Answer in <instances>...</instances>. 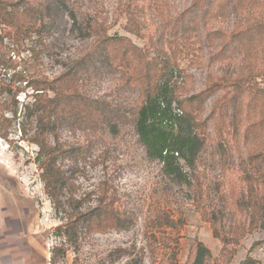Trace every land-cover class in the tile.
Here are the masks:
<instances>
[{"label":"rangeland","instance_id":"obj_1","mask_svg":"<svg viewBox=\"0 0 264 264\" xmlns=\"http://www.w3.org/2000/svg\"><path fill=\"white\" fill-rule=\"evenodd\" d=\"M13 1L42 27L23 37L0 25L2 264H193L198 242L209 251L202 264H240L247 256L264 264L263 166L258 155L250 161L264 148V48L241 40L219 51L220 33L264 18V0H229L208 11L193 0ZM91 27L136 46L127 53L136 65H114L93 47ZM146 48L154 63L139 54ZM126 49L119 45L117 54ZM82 57L76 82L87 107L55 110L59 124L47 135L70 148L57 157L66 177L61 209L44 190L30 139L39 118L33 89L14 75L54 78ZM164 62L172 107L199 98L181 125L193 133L196 122L203 145L193 166L177 160V176L147 156L134 127L141 87L133 68L157 73ZM71 210L82 216L65 236L57 227Z\"/></svg>","mask_w":264,"mask_h":264},{"label":"trees","instance_id":"obj_2","mask_svg":"<svg viewBox=\"0 0 264 264\" xmlns=\"http://www.w3.org/2000/svg\"><path fill=\"white\" fill-rule=\"evenodd\" d=\"M227 1L229 0H193V6L202 11H208L211 8H222ZM23 14L24 12L20 10L18 3L13 0H0V25L3 26L1 32L5 35H22L23 37L31 33H37L42 27V22H38V24L36 22L32 23L29 14L27 12L26 15ZM90 30H92L93 34H96L93 47L99 48L105 55L111 54L114 65L120 66L122 64L126 68H129L130 65H136L130 63L129 57L133 59V56L128 57L127 53L134 54L137 48L130 42H126V38L100 34L98 33V27H91ZM220 35L224 38L219 49L220 52L225 51V47L230 44V41L239 42L244 40L245 44L250 46V48L255 49L254 47L257 45L264 48V18L255 20L241 28L238 27L231 31H224ZM119 45L127 48L126 52L120 55L117 54ZM139 54L143 57L148 56L149 60L153 63L154 59L157 58L156 54L150 57L149 48H146ZM35 60L37 61V59ZM4 62V57L0 55V65H5ZM82 63L83 57L74 63V67L70 66V68L54 78L47 76L26 77L21 72H17L14 75L17 76L16 79L18 81L24 82L25 86H30L33 89L31 107L39 112V118L38 125L30 139L38 147L37 162L38 167L41 169L44 190L50 196L54 205L61 209H63V206L62 202L58 199V195L63 182L66 181V177L64 170L57 165V157L61 154H68L70 148L66 147L64 149L61 144L49 143L47 135L52 133L55 130L54 127L59 124L54 113L55 110L64 106L66 108L72 107L82 113L87 107V96L82 93L80 86L76 82L77 69L75 70V68L78 67L80 68L78 70H81ZM165 65L166 62L161 65L157 73L153 72L151 65L147 66L143 64L141 71L139 67L135 66L133 68L135 69L134 78L139 81L141 87V100L134 113V127L147 156L161 161L167 174L177 176L176 174L180 173L177 160L183 159L187 166H193L196 156L203 145V139L199 134L200 132L198 133L197 131L198 124L196 122L191 120L195 127L193 133L187 131L181 125L182 117L192 116V111L188 107L193 101H198L199 98L189 97L184 100L186 101L184 105L182 104L183 101L180 100L178 102L176 107L178 109L172 107L173 99L168 95L171 87L168 83L161 80L165 77ZM254 82L256 88L260 90L257 81L254 80ZM235 83L236 80H230V84L234 85ZM249 86L253 88V85L247 82L246 87ZM48 91H51L53 95H48ZM260 91L263 93V90ZM2 103L11 104V101H3ZM2 135L4 136V134ZM257 155L260 157V161L258 162H261L263 166L262 175L264 176V148L259 154L252 155L250 161H257ZM249 178L248 181H251ZM77 207L75 206L74 208L77 209ZM262 209L264 210L263 204ZM101 210L107 212L110 209L102 207ZM109 213L113 214V210L111 209ZM81 216V212L76 214V212L71 210L67 214L66 221L59 225L57 230L63 232L65 236L67 234L69 236L70 230H76ZM113 217L114 215L111 216V218ZM259 222V227L264 229V213ZM208 254V249L201 242H198L193 264H202ZM51 262H53V259H51ZM240 264L258 263L247 256Z\"/></svg>","mask_w":264,"mask_h":264},{"label":"crops","instance_id":"obj_3","mask_svg":"<svg viewBox=\"0 0 264 264\" xmlns=\"http://www.w3.org/2000/svg\"><path fill=\"white\" fill-rule=\"evenodd\" d=\"M3 261H0V263L2 264Z\"/></svg>","mask_w":264,"mask_h":264}]
</instances>
